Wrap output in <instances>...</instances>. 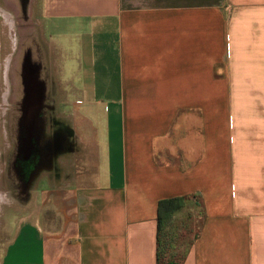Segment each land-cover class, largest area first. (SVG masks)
<instances>
[{
    "label": "crops",
    "instance_id": "obj_1",
    "mask_svg": "<svg viewBox=\"0 0 264 264\" xmlns=\"http://www.w3.org/2000/svg\"><path fill=\"white\" fill-rule=\"evenodd\" d=\"M33 7L21 56L0 3V264H264V0Z\"/></svg>",
    "mask_w": 264,
    "mask_h": 264
},
{
    "label": "rangeland",
    "instance_id": "obj_2",
    "mask_svg": "<svg viewBox=\"0 0 264 264\" xmlns=\"http://www.w3.org/2000/svg\"><path fill=\"white\" fill-rule=\"evenodd\" d=\"M33 1L34 0H30L29 2L28 8H27L26 19H24V16L21 13L20 4L18 0H0V3L2 4V6L5 7L7 3L11 12L14 13L15 15L16 38H17V49H18L17 51L21 56H22L23 51L25 50V47L29 46L32 42H35L37 47H38V44L41 45L44 52L47 47L45 38L43 36L42 24H40L37 21L38 18L36 16H38V12L33 7ZM44 63H47V61L45 60ZM49 80H50V77H49ZM16 90H17L16 101L18 102L20 98V95H19L20 88L17 87ZM48 102H50V100ZM18 117H19L18 111L16 115H13L12 112H7L5 114L1 112L0 113V125L4 124L7 126L8 124L9 125L14 124V122L17 123ZM51 118L52 117L49 113V120H51Z\"/></svg>",
    "mask_w": 264,
    "mask_h": 264
},
{
    "label": "water",
    "instance_id": "obj_3",
    "mask_svg": "<svg viewBox=\"0 0 264 264\" xmlns=\"http://www.w3.org/2000/svg\"><path fill=\"white\" fill-rule=\"evenodd\" d=\"M20 4L21 13L24 16V19H26L27 14V7L29 4V0H18Z\"/></svg>",
    "mask_w": 264,
    "mask_h": 264
},
{
    "label": "flooded vegetation",
    "instance_id": "obj_4",
    "mask_svg": "<svg viewBox=\"0 0 264 264\" xmlns=\"http://www.w3.org/2000/svg\"><path fill=\"white\" fill-rule=\"evenodd\" d=\"M22 94H20V99H19V101L16 103V110L19 112V110L21 111H23L24 110V103L22 104ZM49 113V111L48 110H45V114L47 115ZM49 122H52V121H50L49 120Z\"/></svg>",
    "mask_w": 264,
    "mask_h": 264
},
{
    "label": "trees",
    "instance_id": "obj_5",
    "mask_svg": "<svg viewBox=\"0 0 264 264\" xmlns=\"http://www.w3.org/2000/svg\"><path fill=\"white\" fill-rule=\"evenodd\" d=\"M159 223H160V221H159Z\"/></svg>",
    "mask_w": 264,
    "mask_h": 264
}]
</instances>
